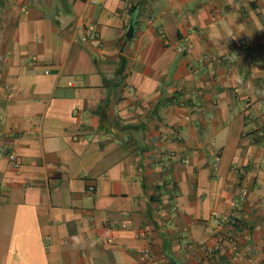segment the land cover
Here are the masks:
<instances>
[{
    "label": "crops",
    "instance_id": "1",
    "mask_svg": "<svg viewBox=\"0 0 264 264\" xmlns=\"http://www.w3.org/2000/svg\"><path fill=\"white\" fill-rule=\"evenodd\" d=\"M241 252L264 264V0H0V264Z\"/></svg>",
    "mask_w": 264,
    "mask_h": 264
},
{
    "label": "built area",
    "instance_id": "2",
    "mask_svg": "<svg viewBox=\"0 0 264 264\" xmlns=\"http://www.w3.org/2000/svg\"><path fill=\"white\" fill-rule=\"evenodd\" d=\"M220 12L221 13H225V9L224 8H221L220 9ZM89 30H91V32H94V26L91 25L89 26ZM177 49L179 51H182V52H186V51H189V47L187 48H183L182 46H178ZM203 60H218V61H228L229 59V56L227 55H210V54H205L203 55ZM9 159L12 163V165L17 169L20 167V163L16 157V155H14L13 153L9 154ZM94 192V188L92 186H89L87 188V193L89 196H92ZM215 222L218 223V220L215 219ZM213 250H217L218 249V245L215 244L213 247H212ZM143 256L147 259L150 257L149 255V252L148 250H143ZM236 260L239 262V263H243V264H254V261H253V256L249 255V253H238L236 255Z\"/></svg>",
    "mask_w": 264,
    "mask_h": 264
},
{
    "label": "water",
    "instance_id": "3",
    "mask_svg": "<svg viewBox=\"0 0 264 264\" xmlns=\"http://www.w3.org/2000/svg\"><path fill=\"white\" fill-rule=\"evenodd\" d=\"M133 30H134L133 23H131L129 25L128 30H127L126 36L127 37H132L133 36ZM173 264H175V263H173Z\"/></svg>",
    "mask_w": 264,
    "mask_h": 264
},
{
    "label": "trees",
    "instance_id": "4",
    "mask_svg": "<svg viewBox=\"0 0 264 264\" xmlns=\"http://www.w3.org/2000/svg\"><path fill=\"white\" fill-rule=\"evenodd\" d=\"M138 9V7H133L132 14H134L135 10Z\"/></svg>",
    "mask_w": 264,
    "mask_h": 264
}]
</instances>
